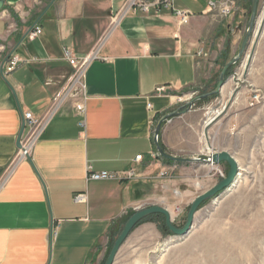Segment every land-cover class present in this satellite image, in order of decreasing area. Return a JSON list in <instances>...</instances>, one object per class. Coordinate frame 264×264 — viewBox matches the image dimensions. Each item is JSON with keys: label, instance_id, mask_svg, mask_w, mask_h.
<instances>
[{"label": "crops", "instance_id": "1", "mask_svg": "<svg viewBox=\"0 0 264 264\" xmlns=\"http://www.w3.org/2000/svg\"><path fill=\"white\" fill-rule=\"evenodd\" d=\"M2 1L0 264H92L103 256L125 211L148 201L173 209L190 196V185L182 181L187 169L156 156L153 128L158 116L179 105L176 93L205 85L210 72L206 54L198 52H205L215 28L240 31L246 0L217 27L205 13L207 0H174V7L193 13L183 25L168 9L125 11L128 0H55L38 20L41 33L34 39L28 32L44 8L35 0ZM65 48L77 56L99 52L85 70L84 93L61 103L35 142L31 161L9 171L23 114L44 117L72 73ZM10 55L25 62L5 74ZM199 118L193 107L162 124L159 142L167 153L180 156L184 146L206 153L204 138L201 145L197 136ZM187 131L193 134L189 141ZM219 131L211 151H231L219 146ZM87 168L117 174L133 169L136 177L91 181ZM197 168L204 174L212 169ZM78 193L85 202L73 201Z\"/></svg>", "mask_w": 264, "mask_h": 264}, {"label": "rangeland", "instance_id": "2", "mask_svg": "<svg viewBox=\"0 0 264 264\" xmlns=\"http://www.w3.org/2000/svg\"><path fill=\"white\" fill-rule=\"evenodd\" d=\"M35 1L41 8L46 6V1ZM250 6L251 3L246 0L240 31L223 27L217 31L215 28L207 35L204 63L207 73L210 72L209 79L201 87L176 93L179 105L174 109H183L182 105L190 99L215 88L222 67L238 53ZM257 11L250 43L244 55L227 70L221 91L194 102L191 107L200 110L197 136L201 145L204 138L206 153L200 155L193 146H184L179 149L180 156H173L191 161L167 162L187 169L182 181L190 185V196L185 202L174 204L173 209L160 201H148L125 211L122 222L106 243L103 256L92 264L106 263L125 222L139 208H166L170 213L171 225L183 228L196 196L213 187L227 174L226 162L215 165L207 163L209 154L217 151H225L236 158L238 175L235 181L198 205L188 231L182 236L175 235L167 228L165 218L160 213L147 215L138 221L120 245L112 264H264V0H259ZM222 22L225 23V20L216 19L213 27ZM253 45H256L254 52ZM255 71L259 73L254 79ZM218 130L221 139L219 146L229 147L231 151L219 147H216L219 150L211 151L216 145L212 141ZM230 130L235 135L232 142H229ZM203 132L206 135L202 136ZM186 136L187 141L193 139L189 131ZM156 156L159 157L158 154ZM199 164L209 165L212 169L205 174L203 170L197 173ZM172 171L167 170V177Z\"/></svg>", "mask_w": 264, "mask_h": 264}, {"label": "built area", "instance_id": "3", "mask_svg": "<svg viewBox=\"0 0 264 264\" xmlns=\"http://www.w3.org/2000/svg\"><path fill=\"white\" fill-rule=\"evenodd\" d=\"M242 0H207L205 6V13L209 15L213 20L220 19L225 20L234 17L240 11V5ZM150 8L154 10L168 9L172 14L179 19L180 24H186L193 13L187 9L181 10L174 7V0H128L125 11L131 10L135 11H149ZM117 17H115L116 21ZM113 21V22H114ZM41 33V28L35 25L28 32V38L34 39L37 35ZM0 46V50H1ZM98 50L92 51L91 53L77 56L71 50L65 48L63 51L64 59L72 68V73L65 84L63 90L56 94L52 99L48 113L42 117L38 118L33 116L30 112H25L23 114L24 129L20 137V145L17 148L14 159L9 165V171L13 168L16 163L20 161H31V153L33 146L37 139L43 133L45 126L49 118L57 111L61 103L68 97H78L84 93V73L91 61L98 59ZM205 55L203 51H199ZM25 62L23 59L15 55H10L4 65V73L12 72L19 63ZM76 109L82 112V106L78 104ZM83 121L79 122L80 126H83ZM142 155H137L135 161H140ZM136 177L135 171L133 169L122 172V173H112L108 171H91L87 168L86 180L91 181H101L108 179L116 180H127ZM73 201L75 203H82L86 201L85 194L78 193L73 195Z\"/></svg>", "mask_w": 264, "mask_h": 264}, {"label": "water", "instance_id": "4", "mask_svg": "<svg viewBox=\"0 0 264 264\" xmlns=\"http://www.w3.org/2000/svg\"><path fill=\"white\" fill-rule=\"evenodd\" d=\"M54 1L55 0H50L47 3V5L42 10L41 14L33 22L31 28H33L37 24L40 17L52 5V3ZM258 2H259V0H251L249 18H248L247 24L245 26V29L243 31V36H242V40H241V44H240L238 53L232 59L227 61L224 64V66L222 67L220 74H219V77L217 79V83H216L215 88L209 92L199 94V95L195 96L194 98L190 99L184 105L183 109H181V107H178L172 111L164 113L156 121V123L154 125V129H153V133H152L153 134L152 140H153V146H154L159 157L167 159V160H173V161H191L189 159H181V158L175 157V156L167 153L165 150H163V148H161V146L159 144V133H160L161 126L163 123L172 119L173 117H176V116H179L181 114L188 112L191 109L194 102L209 98L213 95L218 94L221 91V88L225 83V74H226L227 70L231 66H233V64H235L244 55V53H245V51H246V49L250 43V39H251V36L253 34V30H254V26H255V22H256V18H257V13H258V11H257L258 10ZM2 5H3V1L0 0V9L2 8ZM23 129H24V120L22 119V124H21V128H20V131L18 134L17 143H16L17 147H19V145H20V137H21ZM208 158H209V160L207 163H210L211 165L212 164L215 165V164L220 163V162H226L228 165L227 174H226L225 178H223L222 180L217 182V184H215L213 187H211L210 189H208L205 192L196 196V198L194 199V201H193V203H192V205L188 211L186 223L183 226V228L178 229V228H175L174 226L171 225L170 213H169L168 209H166V208L159 207V206L139 208L125 222L123 229L119 233L118 237L116 238V240L113 244V247L111 248V250L109 252V255H108V258H107L105 264H112L113 258L117 254V251L119 250L120 245L122 244L124 239L127 237L128 233L131 231V229L136 225V223L138 221H140L141 219H143L147 215H150L153 213L162 214L165 218V224H166L167 228L172 233H174L175 235L182 236L188 231V229L191 225V222L194 218L195 211H196L198 205L203 200L213 196L218 191H222V190L227 189L232 184V182L235 181V176L238 175L237 164L234 163V161H232L230 159L228 154L217 152V153H212L211 155H209ZM193 160L200 161L202 159H193Z\"/></svg>", "mask_w": 264, "mask_h": 264}, {"label": "bare ground", "instance_id": "5", "mask_svg": "<svg viewBox=\"0 0 264 264\" xmlns=\"http://www.w3.org/2000/svg\"><path fill=\"white\" fill-rule=\"evenodd\" d=\"M217 152H218V153H225V154H228V156L230 157V159H231L232 161H234V163L238 164L236 158H235L233 155H231L230 153H227V152H225V151H217ZM217 152H213V153H217ZM211 154H212V153H211ZM211 154H209V155H211ZM212 165H214V164H212Z\"/></svg>", "mask_w": 264, "mask_h": 264}, {"label": "trees", "instance_id": "6", "mask_svg": "<svg viewBox=\"0 0 264 264\" xmlns=\"http://www.w3.org/2000/svg\"><path fill=\"white\" fill-rule=\"evenodd\" d=\"M248 2L249 3H251V0H248ZM160 118V116H158L157 118H156V121L158 120ZM164 149V148H163ZM161 158V157H160ZM163 161H166V162H169V160H167V159H164V158H161ZM165 226V225H164ZM164 230H166V228H164Z\"/></svg>", "mask_w": 264, "mask_h": 264}]
</instances>
